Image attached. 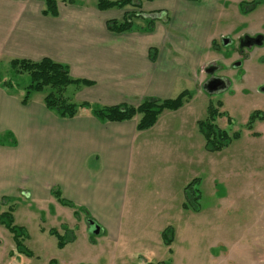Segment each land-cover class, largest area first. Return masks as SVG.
<instances>
[{
    "label": "crops",
    "instance_id": "1",
    "mask_svg": "<svg viewBox=\"0 0 264 264\" xmlns=\"http://www.w3.org/2000/svg\"><path fill=\"white\" fill-rule=\"evenodd\" d=\"M219 1L140 0L138 9L99 10L96 0H57V16H47L41 0H0V65L42 58L66 64L73 78L90 81L70 86L78 100L91 105L187 97L203 90L202 70L218 60L212 48L213 25L223 8ZM133 10L157 15L153 28H107V20ZM21 99L0 85V201L20 192L37 204L50 202L53 223L70 221L83 208L101 230L114 231L129 184H138L132 174L152 171L143 158L163 152L160 145L170 134L186 135L160 124L164 111L153 126L137 130L139 116L101 122L82 111L60 118L49 110L46 96ZM55 188L74 206L53 196ZM50 229L55 228H46L47 234Z\"/></svg>",
    "mask_w": 264,
    "mask_h": 264
},
{
    "label": "rangeland",
    "instance_id": "2",
    "mask_svg": "<svg viewBox=\"0 0 264 264\" xmlns=\"http://www.w3.org/2000/svg\"><path fill=\"white\" fill-rule=\"evenodd\" d=\"M236 1H219L223 8L213 25L212 51L228 89L194 90L183 97V110H164L160 124L186 135L170 134L169 141L160 145L163 152L143 158L145 169L152 171L132 174L138 184H129L114 231L100 228L90 234L87 220L92 218L83 208L72 220L53 223L50 202L37 204L18 192L5 204H11L15 224L23 226L32 241L23 234L24 251H18L12 234L0 224V264H50L51 259L56 264H64L61 260L67 264H264V119L256 120L251 129L246 127L253 111L264 113V46L248 52L241 66L230 65L238 57V36L264 35V6L243 13ZM149 17L142 12L134 18V26L146 24ZM223 38L228 39L227 45ZM201 74L205 75L204 69ZM0 83L23 97L30 76L0 65ZM46 92L31 91L29 98H43ZM65 96L82 104L72 86ZM197 120L215 123L231 140L216 151L206 150ZM234 133L239 135L233 137ZM156 176L159 183L153 181ZM5 204L0 201V212L7 208ZM36 205L46 209L41 212ZM28 213H35L31 221ZM45 227L55 228L65 242L63 249Z\"/></svg>",
    "mask_w": 264,
    "mask_h": 264
},
{
    "label": "trees",
    "instance_id": "3",
    "mask_svg": "<svg viewBox=\"0 0 264 264\" xmlns=\"http://www.w3.org/2000/svg\"><path fill=\"white\" fill-rule=\"evenodd\" d=\"M44 7L41 10L43 15L57 16V0H41ZM72 2V0H67ZM125 6H132L136 9L140 8V0H96V7L99 10L110 8H123ZM142 11H126L120 19H109L106 21V26L109 30L115 32H123L133 30L134 18L140 17ZM156 14V13H154ZM156 16L149 17L147 23L139 26L140 29L151 30L156 20ZM214 44V42H213ZM17 72H27L30 76V84L27 86L26 94L22 97L21 102L26 103L29 99V93L46 92L48 108L60 118H71L85 111L93 115L101 122L106 121H124L139 116L136 124L137 130H144L150 128L155 124L159 115L164 110H176L183 105L184 99L182 95L175 98L157 99V98H144L138 105H91L89 103H82L77 105L72 102L67 96L65 91L70 85H88L90 81L80 80L73 78L69 74L68 65L53 61L49 58H42L38 61H31L28 59H19L15 65L12 66ZM211 118L213 110L209 108ZM215 112V111H214ZM213 115V116H212ZM264 113L255 110L251 113L246 123V127L251 129L254 121L263 120ZM199 131L205 140V147L208 151H216L223 145L227 144L231 139L229 134L217 127L213 122L208 120H199L197 122ZM239 134L234 133L232 136L237 137ZM53 196H55L62 204L67 206H74L73 203L61 197L58 188L53 189ZM0 224L3 225L11 234L15 246L18 251L23 250L22 237L23 234L27 238V231L23 226L17 225L14 222L12 207H7L4 211L0 212ZM162 231V237L165 239V231ZM50 234L57 239V246L62 248L64 241L60 238L54 229H50ZM24 251V250H23ZM50 264H56L55 260L51 259Z\"/></svg>",
    "mask_w": 264,
    "mask_h": 264
},
{
    "label": "flooded vegetation",
    "instance_id": "4",
    "mask_svg": "<svg viewBox=\"0 0 264 264\" xmlns=\"http://www.w3.org/2000/svg\"><path fill=\"white\" fill-rule=\"evenodd\" d=\"M238 5L241 7L239 9L240 12L244 13L245 11H248V13H251V12L260 10L261 9L260 7L264 6V0H241L239 1ZM260 35L262 36L261 38H259L260 42L256 43L255 38L259 37ZM236 39H237V42H236V53L235 54H238V57L236 60L231 61L230 65H232L233 62H235L233 63V67L241 66L244 63L245 58L247 59L248 52L252 51L256 47L264 46V35L260 32H256L252 35L242 34L238 36ZM220 70L221 71L223 70V68L221 67L220 61L219 63H210L205 67L204 69L205 79L202 84V87L206 92H208L206 88H207V84L210 81L216 82V84L220 86H218L212 92H208V93H218V92L226 91L228 89L229 85H228L227 77L220 75ZM212 118H214V116ZM229 119L230 117L227 116V122H229Z\"/></svg>",
    "mask_w": 264,
    "mask_h": 264
},
{
    "label": "water",
    "instance_id": "5",
    "mask_svg": "<svg viewBox=\"0 0 264 264\" xmlns=\"http://www.w3.org/2000/svg\"><path fill=\"white\" fill-rule=\"evenodd\" d=\"M261 37L262 36L260 35L259 37L255 38V42L256 43L260 42L259 38H261ZM222 41H223L224 45H226L228 43L226 38H223ZM218 86H220V85L216 84V82L210 81L207 84V88L206 89H207L208 92H212ZM87 231L90 234H96V233H98L100 231V226L93 219H88L87 220Z\"/></svg>",
    "mask_w": 264,
    "mask_h": 264
}]
</instances>
